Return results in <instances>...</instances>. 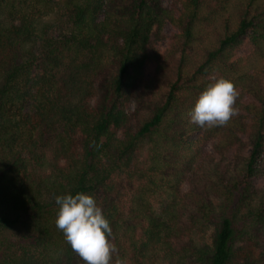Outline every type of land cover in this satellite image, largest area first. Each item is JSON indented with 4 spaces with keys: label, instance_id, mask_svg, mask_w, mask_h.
<instances>
[{
    "label": "trees",
    "instance_id": "trees-1",
    "mask_svg": "<svg viewBox=\"0 0 264 264\" xmlns=\"http://www.w3.org/2000/svg\"><path fill=\"white\" fill-rule=\"evenodd\" d=\"M219 76L238 114L189 123ZM77 192L125 264H264V0H0V264H84Z\"/></svg>",
    "mask_w": 264,
    "mask_h": 264
},
{
    "label": "clouds",
    "instance_id": "clouds-1",
    "mask_svg": "<svg viewBox=\"0 0 264 264\" xmlns=\"http://www.w3.org/2000/svg\"><path fill=\"white\" fill-rule=\"evenodd\" d=\"M238 97L239 92L230 79L213 77L188 113L189 123L207 129L226 126L238 114L235 107ZM54 199L58 205L55 226L84 264H113L118 249L110 239V221L96 199L86 192L56 195ZM114 264L125 261L117 254Z\"/></svg>",
    "mask_w": 264,
    "mask_h": 264
},
{
    "label": "rangeland",
    "instance_id": "rangeland-1",
    "mask_svg": "<svg viewBox=\"0 0 264 264\" xmlns=\"http://www.w3.org/2000/svg\"><path fill=\"white\" fill-rule=\"evenodd\" d=\"M166 5H170L171 4V0H164ZM176 31V29L172 26V24L168 23L165 28H164V33L168 36L167 38L157 41L155 46L157 49L161 50L162 52H164L168 47H169V43H170V39L169 36L172 35L174 32ZM152 53V51H150ZM242 53V52H241ZM152 65H150L151 67ZM206 151H211V144H208L205 147ZM130 198V197H129ZM154 200V203L156 204V206L158 205L156 203V198L151 197ZM128 199V198H127Z\"/></svg>",
    "mask_w": 264,
    "mask_h": 264
}]
</instances>
